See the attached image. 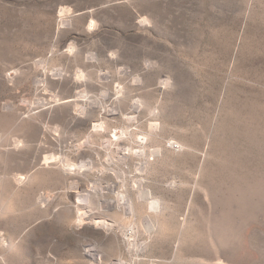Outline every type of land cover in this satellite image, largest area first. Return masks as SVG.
Returning a JSON list of instances; mask_svg holds the SVG:
<instances>
[{
	"label": "rangeland",
	"instance_id": "obj_1",
	"mask_svg": "<svg viewBox=\"0 0 264 264\" xmlns=\"http://www.w3.org/2000/svg\"><path fill=\"white\" fill-rule=\"evenodd\" d=\"M2 203L0 264H264V0H0Z\"/></svg>",
	"mask_w": 264,
	"mask_h": 264
},
{
	"label": "bare ground",
	"instance_id": "obj_2",
	"mask_svg": "<svg viewBox=\"0 0 264 264\" xmlns=\"http://www.w3.org/2000/svg\"><path fill=\"white\" fill-rule=\"evenodd\" d=\"M141 107H142V104L138 100H135L133 102V104H132L133 112H139ZM135 118H136V116L134 114L129 116V119H135ZM94 126L97 127V128H102L103 125L101 123H97ZM152 127H155V125L152 124ZM112 137H113L114 140L119 142L121 139H123L124 135L122 133H120V132H115ZM106 141H108V143L111 142V140H108V139ZM119 149H120V151H122L121 152L122 154L119 157V159L123 160V162H126L134 154V151L132 150V148L124 147L121 144L119 145ZM161 153L162 152H161L160 149L154 151L155 155H160ZM136 154L141 155V156H145L146 152L144 150H137ZM155 155H153V156H155ZM54 160H55L54 156H45V163L46 164L51 163ZM109 161L114 162V158L113 157L109 158ZM147 165H148V160L139 161V163L136 164L135 173L138 174V172H143L144 170H146ZM26 178H27V176L22 175V174L15 176V180L17 182H19V183H22V184L25 182ZM135 181H136L135 183H137V187L139 188V190L136 193L137 194L136 199L128 198L125 194L119 193V195H117L115 197L113 196L114 198L108 199L105 202H103L102 206H104V207L105 206H108V207H110V206L119 207L120 206L125 212H132L133 213V212L138 210V206L140 204H144V206L146 208L154 209V210H158L159 211L160 207H161L160 206V201L157 200V199H153L152 198V192L150 190L143 189V182H142L143 179L142 178H140V179L137 178ZM92 188L95 191L101 190L100 188H98L95 185H92ZM106 188L108 190H110V191H114L115 188H116V185L113 184V183H110ZM90 190H92V189H90ZM96 194H98V192H96ZM91 195H92V192H89L82 199H84V200H86L88 202L92 198ZM94 195H95V193H94ZM3 206H4L3 203L0 204V215H1V213H5L6 212V210H3ZM4 207H7V205L4 206ZM86 214H87L86 211H84V212L80 211L79 217H80V219L82 221L84 220V217L86 216ZM94 224H95L94 227H102L104 229H107L108 231L109 230L110 231H114V228H115V224L114 223H110V222H108L106 220H103V219L96 220L94 222ZM150 225L152 226V229L157 228V226L160 225V221H158V223L155 225L152 222V220H150ZM1 233H0V248L2 250H4V251H2L3 254L1 255L2 257H1L0 260L1 261H6V257L5 256L7 255V252H6V255L4 254V252L7 251V249L15 248V246H17L18 244L16 242L12 241V240H10V241L7 240V238L4 235H2ZM126 238L128 239L130 249H137V248H140V247H142L144 245L143 243L139 242L140 240L138 239L137 231L134 228H130V230H128V232L126 233ZM9 239H11V238H9ZM91 245H89V246H91ZM87 249H88L87 252L91 256V258H93L94 260H101V255H100L101 253L98 254L96 252L95 246H91L89 248L87 247ZM111 264H126V263H124L122 260H117V261H112Z\"/></svg>",
	"mask_w": 264,
	"mask_h": 264
}]
</instances>
